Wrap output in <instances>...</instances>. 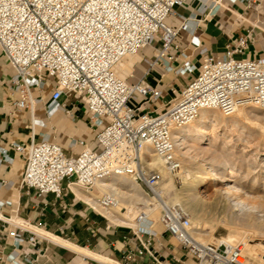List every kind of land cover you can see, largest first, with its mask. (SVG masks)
<instances>
[{"label": "built area", "instance_id": "built-area-1", "mask_svg": "<svg viewBox=\"0 0 264 264\" xmlns=\"http://www.w3.org/2000/svg\"><path fill=\"white\" fill-rule=\"evenodd\" d=\"M183 1L0 0V48L15 70L12 89H19L14 101L16 109L30 106L33 110L31 88L42 91L51 81L53 92L46 104L49 111L59 107L67 111L59 99L64 94L73 95L81 99L92 123L100 127V149L85 147L75 155L67 154L58 142L45 137L29 146L16 144L25 160L22 188L34 190L38 196L52 193L60 198L66 188L74 193L72 185L88 193L98 191L102 180L117 174L131 176L149 196L161 198L158 187L164 176L149 159L142 158L145 147L150 146L175 176L182 169L173 137L175 128L197 119L203 109L229 115L245 105L264 108V57L241 56L247 41L242 36L222 55L202 48L203 60L196 76L164 107L148 106L139 112L142 105H151L164 94L146 81L156 63L177 74L196 70L187 61L178 68L168 63L176 58L170 50L178 47L175 40L180 27L170 25L166 19ZM158 43L160 48L154 58H143L149 68L140 80L132 82L118 75L115 67L122 58ZM137 101L138 106L132 104ZM175 180L179 181L177 177ZM98 199L103 208L120 203L108 192L101 193ZM4 203L0 202V207ZM159 203L164 230L151 229L140 213L142 225L129 227L138 243L122 250L125 261L147 253L158 263L168 264L153 246L154 237L168 233L183 252L181 257H175L180 264H264V257L258 261L244 253L242 243L198 241L191 234V219L180 204L171 205L163 198ZM0 220H4L2 215ZM11 224L8 234L14 248L6 258L12 264H31L33 259L23 243L33 242L37 236L26 239L22 235L28 222Z\"/></svg>", "mask_w": 264, "mask_h": 264}, {"label": "crops", "instance_id": "crops-1", "mask_svg": "<svg viewBox=\"0 0 264 264\" xmlns=\"http://www.w3.org/2000/svg\"><path fill=\"white\" fill-rule=\"evenodd\" d=\"M166 21L180 27L175 40L178 47L172 46L170 50L176 58L169 60V65L178 68L187 61L194 64L196 70L177 74L166 71L163 64L156 63L146 76V81L162 89L164 94L152 101L151 105H142L139 112L147 110L148 106L164 107L176 96L196 76L203 60L201 49L204 47L214 55H222L229 45L235 46L240 37L246 36V46L241 56L264 57V0H184ZM159 48V43L146 46L138 55L130 58L134 62L130 81L141 79L149 68L143 58H154ZM14 72L0 48V202H5L0 207V215L4 219L0 220V264H12L6 258L14 248L8 230L13 228L11 223L21 221L28 222L27 229L21 231L26 239L37 236L35 241L23 243V248L29 251L28 256L33 259L31 264H114L53 241L41 229L111 261L160 264L147 253L125 261L122 250L133 247L134 242L138 243L132 229L110 224L104 214L96 212L78 198L74 187L78 196L66 188L62 197L56 198L52 193L38 196L34 190L27 191L20 186L25 160L16 144L29 146L32 141L45 137L58 142L67 154L75 155L85 147L100 149L97 139L100 127L92 123L85 104L73 95L64 94L59 99L67 111L62 107L49 111L46 104L53 92L51 81L42 91L31 88L33 110L30 106L16 109L14 101L19 97V89H12ZM132 104L138 106L139 101ZM153 246L161 260H166L168 264H180L175 257H181L183 252L168 233L160 238L154 237ZM24 257L22 251L21 260Z\"/></svg>", "mask_w": 264, "mask_h": 264}, {"label": "bare ground", "instance_id": "bare-ground-1", "mask_svg": "<svg viewBox=\"0 0 264 264\" xmlns=\"http://www.w3.org/2000/svg\"><path fill=\"white\" fill-rule=\"evenodd\" d=\"M138 54L139 52L127 55L116 64L115 70L119 76L124 77L133 67L134 62L128 59V57ZM248 108H250L251 111L255 107L254 105L241 106L234 113H231L232 115L229 114L228 116L230 117L228 118L218 115L219 113L217 111H215L217 113H210V110L217 109H203L197 119L187 125L175 128L173 137L176 144V153L180 148H187L180 153L191 156L188 154V150L190 147L194 146L193 148H201L210 154V158H208L210 160L207 162V166L203 164L199 166L198 163H196V165L189 161L188 166L182 165V169L179 173L177 172L175 174V177H177L179 181L184 182L182 187L183 204L181 207L187 214H189V211L193 212L194 216L189 217L191 222L194 223L191 227V234L195 239H199V241L205 243L206 239H202L201 236L209 235L212 229H215L217 225H227L230 227V232L223 239H217V244L222 242L227 244L242 242L244 243V253L256 259L263 260L264 252L258 250L252 244H249L247 241L249 238L247 232L264 231V153L255 160H250L249 158L239 159V163L241 165H246V169L249 172L246 175H242V171L240 172L238 167L227 162L228 159V161L231 160V158L228 157L230 152L228 153L229 148L227 143L234 137L230 136L229 133L227 134V132L219 131L222 128L226 130L236 128L238 131L235 132L234 136L235 138H240L244 132V128L240 126L236 117L246 115ZM206 135H212V138L208 142H205L209 146H197L196 143L200 142ZM237 144L238 143H236V146ZM248 146L245 145L241 149L248 152ZM218 148H221L219 152L217 151ZM216 151L218 153H213ZM226 153H228V155ZM240 154L243 157V154ZM255 154L257 153L255 152ZM221 156L223 159H220ZM224 156H227L228 159H224ZM142 158L149 159L150 163L161 171L164 176V181L158 187V190L161 195L168 193V191L173 188L175 177L173 176L172 179V173L165 167L164 162L154 153V150L150 146L143 149ZM196 172L198 173L195 174ZM249 174H252L251 177ZM206 178H211L212 183H207L205 180ZM211 184L220 185L215 188V196L213 199L208 201L202 196L200 188ZM73 187L85 202L96 207L101 214H104L107 218L118 224L138 228L143 222L138 219V215L142 213L148 220L151 229L157 230L156 228L159 224L163 227L162 207L159 201L149 196L144 188L131 176L111 174L98 184V192H100V194L108 192L114 194L118 198L120 202L119 205L111 208H103L99 205L98 198L100 194L98 195L94 191L92 193L85 192L76 185H72V188ZM178 200V196H175L169 199L168 203L174 205ZM206 213L210 214L214 219V223L212 222L213 224L210 226L208 225L210 227L209 230L205 224L208 219L206 217L207 219L205 220L204 214ZM32 228L38 229L34 226ZM40 231L53 241L69 246L76 251L90 254L98 260L122 264L118 261H111L105 256L92 254L78 244L71 243L44 229Z\"/></svg>", "mask_w": 264, "mask_h": 264}, {"label": "rangeland", "instance_id": "rangeland-1", "mask_svg": "<svg viewBox=\"0 0 264 264\" xmlns=\"http://www.w3.org/2000/svg\"><path fill=\"white\" fill-rule=\"evenodd\" d=\"M148 50H149V47H147L146 51H148ZM130 58H134V56L128 57V59H130ZM136 60L137 59H135V61ZM132 73H133V70L131 69V71H129L125 75L126 77H128V80H130V74H132ZM254 107L255 108L252 109L251 111H250V108H248L249 112L247 110V114L246 115H241L239 117H236V119H237L238 123L240 124V126H242L244 128V132H243V134L241 135L240 138H235V136H234L235 132L238 131L236 128H232V129H229V130H226L225 128H222V129L219 130L220 132H225V133L227 132V134L229 133L230 136L234 137L233 139L230 140L231 142L229 141V143H227V146L229 148L228 149V153L230 152L231 155L230 154L228 155V153H226V154L228 155L229 158H231V160L228 161L229 159H228L227 156H224L225 157L224 159L227 158L228 160L227 159L226 160H227V162H229V164L235 165L236 167H238L240 169V172L242 171L241 172L242 175H246L249 172L246 169V165H244V164L241 165L239 163V159H241V158L248 159L249 158L250 160L251 159L255 160L256 158L260 157L264 153V108H260L259 106H256V105H254ZM215 111H217L219 113L218 115H220V116H223V117H226V118L230 117L228 115H225V114L221 113L219 110H210V113H217ZM230 115H232V114H230ZM211 138H212V135H206V137H204L200 142H197L196 144L199 147H205V146L208 147L209 145H207L205 142H208ZM236 143H238L237 146H236ZM245 145H247V146L249 145L248 146L249 148L247 147L249 149L248 152L247 151L245 152L243 149H241ZM193 147L194 146L190 147V149L188 150V152H189L188 154H190L192 157L180 153L181 151H183V150H185L187 148L178 149L179 151L177 152V154H178L177 156L180 158V160L182 162V165L188 166L189 161H190V162H193L195 164L198 163L199 166H201L202 164L204 166H207L208 165L207 162L210 160V159H208V158H210V154H208L207 152H205V150H202L201 148H197V147L193 148ZM220 150H221V148L217 149L218 152ZM217 151L213 152V153H218ZM236 152L239 154V156H238V154ZM255 152L257 154H255ZM240 153L243 154V157L241 156ZM235 154H237V155H235ZM250 156H251V158H250ZM220 159H223V157L221 156ZM233 161L234 162L236 161L235 162L236 164ZM197 173L198 172H196L195 174H197ZM249 175L251 177L252 174H249ZM171 176H172V179H173L174 175L171 174ZM205 180L207 181V183H212L211 178H206ZM183 185H184V182L174 180L173 181V188L170 189L168 191V193L162 194L161 198H163L164 200H166L168 202L169 199H171L172 197L178 196L179 200L174 205L180 204V206H181L183 204L182 203L183 202L182 201V199H183V197H182L183 196V193H182ZM219 185L220 184H215V185L211 184V185L206 186V187H201L200 191L202 192V196L208 201L212 200L213 197L215 196V190H216L215 188L218 187ZM94 192L96 194H98V195L100 194V192H98L96 190ZM76 196H78V195L76 194ZM151 197H153V196H151ZM78 198L82 199L79 196H78ZM161 198H159L158 196L156 197V199L158 201H160ZM90 208H91V206H90ZM188 213H189L188 214L189 216H194L193 212L189 211ZM206 214H207V216H206ZM206 214H204V216H205V220L208 218L207 219L208 222L206 220L205 224H206V227H208V230H209L210 229L209 226L214 223V219L212 218V216L210 214H208V213H206ZM209 215H210V217H209ZM106 220L110 224H112L114 226H118V227H122V228H129V225L118 224V223L112 221L111 219H109L107 217H106ZM192 224H194V223H192ZM164 228H165L164 226L162 227V225L159 224L156 229L159 230V231H163ZM229 230H230V227H228L227 225H224V226H223V224L222 225H217L215 227V229H212V231H211V233L209 235H204V236H201V237H202V239H206L205 244L206 243H215V244H217L216 243L217 239H223L225 236L228 235V233L230 232ZM249 232H247L248 233L247 235H249V238L247 240L249 242V244H252L258 250H262V252H264V247H263L264 246V231L263 230H258V231H255V232L254 231H249ZM198 241H199V239H198ZM242 244L244 245V243H242ZM247 255L250 256L249 254H247ZM250 257L254 258L252 256H250ZM254 259H256V258H254ZM256 260L260 261L259 259H256Z\"/></svg>", "mask_w": 264, "mask_h": 264}]
</instances>
